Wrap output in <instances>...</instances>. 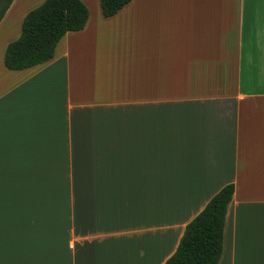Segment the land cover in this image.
<instances>
[{
	"label": "crops",
	"instance_id": "0c3cea01",
	"mask_svg": "<svg viewBox=\"0 0 264 264\" xmlns=\"http://www.w3.org/2000/svg\"><path fill=\"white\" fill-rule=\"evenodd\" d=\"M44 1L0 22V264H20L24 201L56 182L44 264H165L229 184L219 264H264V0H132L111 18L81 0L86 27L50 61L7 69Z\"/></svg>",
	"mask_w": 264,
	"mask_h": 264
},
{
	"label": "trees",
	"instance_id": "16d2710c",
	"mask_svg": "<svg viewBox=\"0 0 264 264\" xmlns=\"http://www.w3.org/2000/svg\"><path fill=\"white\" fill-rule=\"evenodd\" d=\"M14 0H0V22ZM132 0H100L102 14L111 18ZM89 9L81 0H45L24 18L20 37L9 43L4 64L13 71L50 61L68 32L83 30ZM235 186L223 187L186 227L176 252L165 264H219L224 228Z\"/></svg>",
	"mask_w": 264,
	"mask_h": 264
},
{
	"label": "rangeland",
	"instance_id": "374dc122",
	"mask_svg": "<svg viewBox=\"0 0 264 264\" xmlns=\"http://www.w3.org/2000/svg\"><path fill=\"white\" fill-rule=\"evenodd\" d=\"M36 192L31 207L24 201L27 209H21L20 264H44L60 248L61 183L37 186Z\"/></svg>",
	"mask_w": 264,
	"mask_h": 264
}]
</instances>
